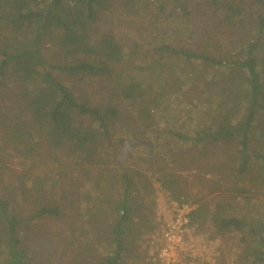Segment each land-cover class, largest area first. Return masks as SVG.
I'll return each mask as SVG.
<instances>
[{
    "label": "trees",
    "instance_id": "trees-1",
    "mask_svg": "<svg viewBox=\"0 0 264 264\" xmlns=\"http://www.w3.org/2000/svg\"><path fill=\"white\" fill-rule=\"evenodd\" d=\"M157 1L160 11L168 2L182 11L188 6L187 0ZM210 1L219 14V25L230 31L226 46L217 43L216 33L223 28L217 25L207 32L198 29L203 42L194 46L176 47L163 41L155 49L167 51L172 59L151 54L143 64L135 62V70L144 72L143 76L120 69L129 52L112 33L93 37L112 0H0V164L3 169L2 158L10 156L23 166V179L15 191L21 200L0 195V264H43L38 255L43 232L40 228L41 235L36 233L38 242L27 243L28 224L44 216L60 219L61 207L45 204L43 194L80 183L65 168L30 170L31 154L47 151L61 161L73 158L84 165L81 175H88L86 166L104 163L98 150L120 116L112 102L114 96L129 100L141 121L158 116L167 136L192 149L191 162L199 157L197 162L209 163L218 144L234 146L229 161L222 165H229L232 174L242 177L244 183L249 180L256 188H264V0H252L249 8L243 0ZM139 3L124 1L132 7ZM148 75L156 78L149 81ZM91 78L109 82L105 102L95 103L79 89ZM189 95L202 96L211 105L203 123L199 118L204 107L196 100L189 102ZM183 108L186 124L179 121ZM131 124L134 126L135 120ZM110 177L119 187L105 203L93 192L97 188L110 190ZM110 177L101 182L92 179L77 189L78 214L86 221L97 218L98 213L92 214L91 209L111 217L106 228L109 251L100 254L94 264H123L130 244L128 233L134 226L143 229L133 232L139 235L158 226L151 214L142 211L154 200L137 199L138 191L153 189L147 175L137 168L120 166ZM155 180L172 199H179L184 190L179 176L163 166ZM12 185L16 184H8V193ZM231 189L236 193H230L231 197L249 199L244 188ZM33 196L34 204L30 202ZM184 199L195 204L190 214L193 225L204 213V204L198 203L200 199ZM140 211L139 220H133L134 212ZM217 216L218 212H213V221ZM90 225L88 222L85 227ZM216 228L247 232L253 249L244 255V264L264 263L262 219L250 220L245 212H234L218 220Z\"/></svg>",
    "mask_w": 264,
    "mask_h": 264
},
{
    "label": "rangeland",
    "instance_id": "rangeland-1",
    "mask_svg": "<svg viewBox=\"0 0 264 264\" xmlns=\"http://www.w3.org/2000/svg\"><path fill=\"white\" fill-rule=\"evenodd\" d=\"M124 1L126 0H112V6L102 12L93 37L98 39L104 32L113 34L116 41L129 52L128 60L120 65V69L122 68L125 72H140V75L144 76L145 73L135 70L133 64L138 61L143 64L151 54L156 56L159 54L171 60L172 57L167 51L155 49V46L163 41L184 48L203 42L198 29L207 32L215 25L218 28L223 27L219 33H216L219 40L217 43L223 48L231 38L230 31L225 30L223 24L219 25V14L214 10L210 0H187L188 6L185 11L171 2L165 3L160 11L157 0H139L140 3L134 7L129 4L124 5ZM243 1L248 8L251 7L252 0ZM163 17H166V20H162ZM195 32L198 36L194 35ZM60 77L69 82V79L64 76ZM155 78V75L146 76L149 81ZM79 89L84 94L86 92L93 102L100 103L108 98L110 84L105 78H91L88 82H82ZM187 99L191 103L198 101L204 107L203 117L199 118V122L203 123L212 108L211 105L204 101L202 96L189 95ZM112 102L118 107L120 116L113 121L111 135L103 141L101 149L98 150V155L102 156L104 163L86 166L84 169L89 168L88 175H81L80 168L84 165L73 158L61 161L47 151L31 154V162L28 166L30 170L47 171V169L65 168L72 172V176L80 180L77 185H67L63 191H57L54 188L43 194L45 204L51 206L57 204L61 207L60 219L44 216L28 224L25 233L27 243L35 240L38 242L36 233L41 235L40 228L43 232L40 240L42 249L38 253L42 256L43 264H94L100 254L109 251L108 246L111 243L106 228L111 217L106 216L101 210L91 209L92 214L98 213L97 218L86 221L84 216L78 214L79 191L77 194V189L92 179L97 182L109 179L112 172L118 170L120 166H131L147 175L153 189H147L145 193L138 191L137 199L144 198L146 202L154 200V203H148L147 206L142 207V211L151 214L157 225L159 217L168 207L169 200L173 198L160 185V182L155 180L159 167L163 166L179 176L184 186L183 192L179 193L180 197L196 198L200 199L198 203L203 202L204 213L198 221L193 223L190 232L189 249L192 250L191 255L188 256L190 263L244 264V255L246 257L248 255L246 253L253 249L251 236L247 232L237 230L218 231L216 222L230 213L241 211L245 212L250 220L260 218L264 221V188H256L249 180L244 183L242 177L232 174V171L228 169L229 165H222L229 161L230 154L234 152V146L226 147L224 144H218L210 153L209 163L197 162L199 157H193L191 162L192 149L167 136L164 132V122L158 121V116L141 121L129 100L119 95L114 96ZM188 108L189 106L186 109ZM185 113L183 108L179 117V121L183 124L188 121ZM133 120H135L134 126L131 124ZM1 144L0 138V146ZM2 165L3 169L0 164V195H5L11 200L14 198L21 200L20 195L15 191L23 179L21 175L23 166L10 156L2 158ZM246 178H250L249 175ZM110 182L112 184L110 190L97 188L93 192L105 203L113 198L111 196L113 189L119 187L115 180L111 179ZM10 183L16 185H12L11 192L8 193L7 186ZM136 186L139 188L140 182H137ZM231 187L244 188L249 199L244 201L231 197L233 195H229L230 193L236 194ZM76 195L77 197L73 199ZM35 198L36 196L31 197L30 202L34 204ZM216 204L221 206L217 207ZM103 206L106 207L105 204ZM27 211L30 212L31 208H27ZM142 211L134 212L133 220H139ZM213 212H218L217 221H213ZM88 222L92 225L86 228ZM138 228L137 231L143 230L134 226V231ZM157 228L158 226L152 231L144 230L141 235L137 232L133 233V230L128 233L130 244L123 255V264H154L152 253L155 245L152 241Z\"/></svg>",
    "mask_w": 264,
    "mask_h": 264
},
{
    "label": "built area",
    "instance_id": "built-area-1",
    "mask_svg": "<svg viewBox=\"0 0 264 264\" xmlns=\"http://www.w3.org/2000/svg\"><path fill=\"white\" fill-rule=\"evenodd\" d=\"M194 208L195 204L183 196L169 200L167 209L158 219V228L152 241L155 245L152 253L154 264H192L188 256L192 251L189 249L192 229L190 214Z\"/></svg>",
    "mask_w": 264,
    "mask_h": 264
},
{
    "label": "clouds",
    "instance_id": "clouds-1",
    "mask_svg": "<svg viewBox=\"0 0 264 264\" xmlns=\"http://www.w3.org/2000/svg\"><path fill=\"white\" fill-rule=\"evenodd\" d=\"M125 139H127V138H125Z\"/></svg>",
    "mask_w": 264,
    "mask_h": 264
}]
</instances>
